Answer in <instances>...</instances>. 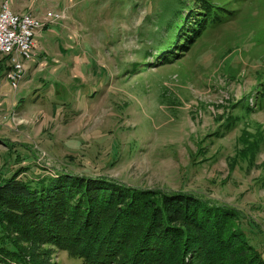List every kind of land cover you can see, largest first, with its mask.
<instances>
[{"label": "rangeland", "instance_id": "374dc122", "mask_svg": "<svg viewBox=\"0 0 264 264\" xmlns=\"http://www.w3.org/2000/svg\"><path fill=\"white\" fill-rule=\"evenodd\" d=\"M191 1L16 0L46 31L16 89L0 55V182L65 170L190 193L236 209L264 256V0H209L217 23L154 65ZM50 262L81 264L57 248Z\"/></svg>", "mask_w": 264, "mask_h": 264}, {"label": "trees", "instance_id": "16d2710c", "mask_svg": "<svg viewBox=\"0 0 264 264\" xmlns=\"http://www.w3.org/2000/svg\"><path fill=\"white\" fill-rule=\"evenodd\" d=\"M221 9L209 0L187 2L154 65L189 50ZM257 92L264 98V84ZM238 221L236 209L190 193L65 170L24 180L15 171L0 182V264H51L54 248L81 264H264Z\"/></svg>", "mask_w": 264, "mask_h": 264}, {"label": "built area", "instance_id": "2783aa9c", "mask_svg": "<svg viewBox=\"0 0 264 264\" xmlns=\"http://www.w3.org/2000/svg\"><path fill=\"white\" fill-rule=\"evenodd\" d=\"M57 17H60L58 13L47 12L45 19ZM45 23L46 20L31 13H16L9 0L0 3V55L9 60L5 78L14 89L23 78L24 61L31 59L35 47L34 37Z\"/></svg>", "mask_w": 264, "mask_h": 264}, {"label": "crops", "instance_id": "0c3cea01", "mask_svg": "<svg viewBox=\"0 0 264 264\" xmlns=\"http://www.w3.org/2000/svg\"><path fill=\"white\" fill-rule=\"evenodd\" d=\"M2 1H3V0H2ZM2 1H1V2H2ZM9 1H10V0H9ZM33 1H35V0H33ZM44 3H45V2H44ZM10 4H11V7H12V10L15 11L14 6L16 5V0H11V1H10ZM32 4L34 5L35 3H32ZM33 5H31V6H29V7H31L32 10H33V12H35V14H37V12H36V11H37V10H36V7H33ZM28 12H29V11H27V10H23V11H22L23 14H24V13H28ZM49 27H50V25L48 26V28H49ZM45 31H46V28H45V30L42 31V32H41V30L38 31L37 36L40 35V33H44ZM48 31H50V30H47V32H48ZM46 40H47V39H46ZM36 45H37V44H36ZM42 49L45 50L46 47H43ZM42 51H43V50H42ZM30 61H31V60H30ZM32 61L34 62L33 59H32Z\"/></svg>", "mask_w": 264, "mask_h": 264}]
</instances>
